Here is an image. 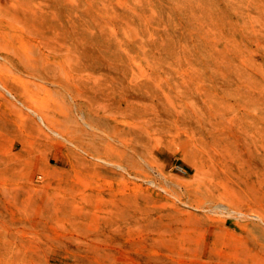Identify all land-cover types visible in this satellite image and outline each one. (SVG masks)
<instances>
[{
    "label": "rangeland",
    "instance_id": "1",
    "mask_svg": "<svg viewBox=\"0 0 264 264\" xmlns=\"http://www.w3.org/2000/svg\"><path fill=\"white\" fill-rule=\"evenodd\" d=\"M0 264H264V0H0Z\"/></svg>",
    "mask_w": 264,
    "mask_h": 264
}]
</instances>
